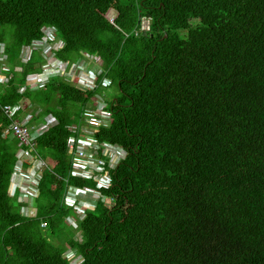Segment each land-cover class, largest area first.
<instances>
[{
    "label": "trees",
    "instance_id": "16d2710c",
    "mask_svg": "<svg viewBox=\"0 0 264 264\" xmlns=\"http://www.w3.org/2000/svg\"><path fill=\"white\" fill-rule=\"evenodd\" d=\"M45 26L57 59H100L92 86L25 85L46 62L33 45ZM0 44V106L54 119L27 147L43 164L26 214L0 113V264H264V0H0ZM110 87L92 134L118 150L98 187L70 175L65 145ZM68 186L99 193L77 219Z\"/></svg>",
    "mask_w": 264,
    "mask_h": 264
},
{
    "label": "built area",
    "instance_id": "2783aa9c",
    "mask_svg": "<svg viewBox=\"0 0 264 264\" xmlns=\"http://www.w3.org/2000/svg\"><path fill=\"white\" fill-rule=\"evenodd\" d=\"M148 19L147 17L140 18L139 30L148 29ZM52 32L50 27H43L42 33L43 36L41 41L34 42L33 45H37L41 54L45 57V61L42 65V71L40 73H35L26 78L25 85L29 88H35L38 85L42 84L47 76L52 74L62 75L65 79L69 80L74 76H77L76 85L78 87L92 86L94 84V75H91L84 62L75 61L72 63H67L54 58L52 56L51 50H55L60 47L61 44L51 45L50 33ZM84 60L87 63L93 65V68H96L98 58L95 56H90L83 54ZM88 58V59H87ZM99 68H97V71ZM96 71V72H97ZM95 72V73H96ZM104 102L101 98L96 97L94 103H87L86 108L83 112L82 123L78 131L79 133L73 134L72 137H69L66 141V152L72 154L77 161L72 162L71 175H78L82 177H90L93 174H96V178L107 182L105 173L102 172V162L108 157L110 151H117L116 147L111 146V149L106 147L105 144L99 143L93 138L94 126L97 124H105L108 119L107 113L104 111ZM3 113L12 120L9 122L8 130L12 137L18 143V149L16 150L15 156L18 158L17 162H14L12 170V179L13 181L18 178L20 180H25V178H30L34 175L35 171L33 167H40L43 164L41 159H33L30 155V152L27 147L32 145L34 137L42 131L43 124H34L29 120L30 114H24L20 118H12V115L18 109L16 105H7L4 104L1 106ZM104 115V117H103ZM105 116L107 118H105ZM91 119L92 122H88ZM74 126L71 125V129L74 130ZM90 127L89 129L86 128ZM97 154V156H96ZM110 158L106 161V165L112 166L113 164L109 163ZM30 182V181H29ZM29 182H27L29 184Z\"/></svg>",
    "mask_w": 264,
    "mask_h": 264
},
{
    "label": "rangeland",
    "instance_id": "374dc122",
    "mask_svg": "<svg viewBox=\"0 0 264 264\" xmlns=\"http://www.w3.org/2000/svg\"><path fill=\"white\" fill-rule=\"evenodd\" d=\"M56 44H59V42H57ZM1 46H2V44H0V53H1ZM2 58H3V56L0 54V59H2ZM96 61L98 62V59ZM1 64H2V62H1ZM85 64H86V62H84V65ZM85 67H86L87 71L91 75H94L95 72L97 71L98 65H96V68H94L93 70H92V68H90V67H88L86 65H85ZM0 75H2V74H0ZM115 93H116L115 89H113L112 87H110V88H106V89H104L102 91V94H103L102 96L99 95V94L98 95L103 99L104 104H107V102H109V100L114 96L113 94H115ZM23 102H25V104H29L25 100ZM103 117H104V115H103ZM105 118H107V117L105 116ZM88 122H92V120L89 119ZM45 126H46V124H45ZM86 129H89L90 130V127L86 128ZM105 146L111 149V146H109L108 144H105ZM65 150H66V148H65ZM96 156H97V154H96ZM67 159L71 160V166H70V168L72 167V162L73 161H77L72 154H68L67 155ZM17 161H18V158L15 156L14 162H17ZM109 163L110 164H114V162L112 160H109ZM37 177H38V175H37V172L35 171L34 175L32 177H30V178H27L26 177L25 180H20V179L16 178L13 182L11 181L12 184H11L10 190H12L14 188H17L18 195H19V199L22 200V201H24V202H27L28 203L27 207L22 208L23 211L25 210V213L26 214H30V213L33 212V208H32V205H31L30 202L32 201L31 196L34 194V187H31L29 189L27 182H29V181H35L37 179ZM86 178H89L90 181H92V182L95 183V181H96V174H93L90 177L87 176ZM86 178L83 177V178H78V179H86ZM86 180H88V179H86ZM29 190H31V191L28 193ZM96 194H97L96 191L87 190L85 187H81V188L69 187L68 188V191H67V195L65 197V201L66 202H72V200H74V199H76V200L81 199L82 202H83V205L89 207L92 204V199L96 196ZM96 202H97V200H95V204H96ZM78 214H80V210H78L77 215ZM67 220H68V222H70V224H74V221L71 218H67ZM65 253H66L67 256H70V257L72 255V251L71 250H67ZM78 260H79L78 258H74L71 262L74 264Z\"/></svg>",
    "mask_w": 264,
    "mask_h": 264
},
{
    "label": "clouds",
    "instance_id": "9594fccd",
    "mask_svg": "<svg viewBox=\"0 0 264 264\" xmlns=\"http://www.w3.org/2000/svg\"><path fill=\"white\" fill-rule=\"evenodd\" d=\"M147 19H148V29H146V30H149V27H150V19L147 17ZM48 27V26H47ZM145 30V31H146ZM142 31H144V30H140V32H142ZM50 36H52V32L50 33ZM57 40V41H56ZM38 41H41V39H39ZM38 41H36V42H38ZM57 42H59V44H61V46H62V42H61V40L59 39V38H54L53 36L51 37V39H50V43H51V45H59V44H56ZM23 50H25L26 52H21V53H23V58H25L26 56H27V54L29 53L28 52V49L26 48V47H23ZM52 51H54V50H51V52ZM84 54H87V55H90V56H94V55H92V54H88V53H86V52H84ZM52 56H54V52H52V54H51ZM45 58V57H44ZM54 58H56L55 56H54ZM57 59V58H56ZM3 58L2 59H0V62H3ZM60 60V59H59ZM98 60H99V62H100V59L98 58ZM78 61H81V62H86L85 60H84V58H82V59H78ZM86 64H87V66L88 67H90V68H93V65L92 64H90V63H87L86 62ZM27 105V104H26ZM82 117V116H81ZM8 132H10L9 130H8ZM9 135L11 136V134L9 133ZM37 136V135H36ZM35 136V137H36ZM34 137V138H35ZM17 149H18V147H17ZM16 149V150H17ZM70 175H71V173H70ZM72 176H76V178L77 177H81V178H83L82 176H78V175H72ZM84 178H86V177H84ZM86 179H88L89 180V178H86ZM90 181V180H89ZM90 182H92V181H90ZM94 183V182H93ZM106 183V182H105ZM104 181H102V180H100L99 178H96V181H95V185L96 186H103L104 184ZM69 187H73V186H68V188ZM81 188V187H80ZM87 190H90V191H95L94 190V188H91V187H85ZM67 191H68V189L66 190V192H65V197H66V195H67ZM97 192V191H96ZM98 196H99V193L97 192V194H96V196L92 199V204L89 206L90 208H92L93 207V205L95 204V200L98 198ZM18 197H19V195H18ZM74 200H76V199H74ZM74 200H72V202L74 201ZM67 203H70V202H67ZM79 206H81L82 208H84V207H88V206H84L83 205V202H82V200L81 199H78V200H76V207H77V209L75 210V219H77V218H80L81 216H82V214H83V212L81 211V207H79ZM78 210H80V214H78L77 215V213H78ZM66 221L68 222V220L66 219Z\"/></svg>",
    "mask_w": 264,
    "mask_h": 264
},
{
    "label": "crops",
    "instance_id": "0c3cea01",
    "mask_svg": "<svg viewBox=\"0 0 264 264\" xmlns=\"http://www.w3.org/2000/svg\"><path fill=\"white\" fill-rule=\"evenodd\" d=\"M2 66V67H1ZM6 65L4 64V62H2V64L0 63V74H2V75H0V79L3 77V73H2V69L1 68H4ZM7 105H10V106H12V105H16V106H18V107H20L21 109H20V112H19V114H18V116L16 117V118H20L21 116H22V114L24 115V114H28L29 115V113L30 114H34L36 111H32V109H31V106H27V105H29V104H25V102H20V103H18V102H15L14 104H7ZM2 106V105H1ZM1 106H0V113L3 115V116H5V117H7L4 113H3V111H2V109H1ZM16 112H18V109L15 111V113ZM34 118V117H33ZM46 118V119H45ZM35 121H32V123H34V124H37V125H39L40 123L41 124H43L44 126H45V124H46V126L45 127H43L42 129L44 130V129H46L48 126H50V125H52L53 123H54V119H53V117L52 116H50V115H48V114H46V115H44L43 116V118H42V120H37L36 118L34 119ZM36 121H37V123H36ZM8 122H10V121H8ZM8 125H9V123H8ZM5 132V130H2V134ZM8 133H10V132H8ZM38 135V134H37ZM65 148H66V145H65Z\"/></svg>",
    "mask_w": 264,
    "mask_h": 264
}]
</instances>
